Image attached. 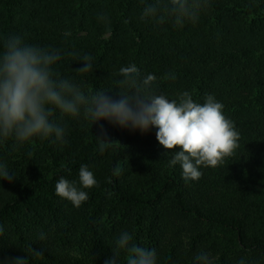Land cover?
<instances>
[{
  "label": "trees",
  "instance_id": "trees-1",
  "mask_svg": "<svg viewBox=\"0 0 264 264\" xmlns=\"http://www.w3.org/2000/svg\"><path fill=\"white\" fill-rule=\"evenodd\" d=\"M152 2L0 0V52L11 35L58 49L54 68L63 78L85 93L110 90L113 99L119 69L130 64L141 77L155 75L154 90L169 99L188 91L202 104L212 94L240 133L235 155L185 182L181 167L169 166L174 152L158 143L157 129L92 125L57 112L66 143L34 138L12 151L11 140L0 142V162L15 174L11 183L0 179V264H105L123 231L155 248L157 264H194L201 250L214 264H264V0H209L199 20L182 28L142 21ZM101 14L110 23L99 21ZM85 54L92 71L79 73ZM97 137L118 142L101 153ZM81 165L98 186L86 189L89 199L76 208L55 194V184L63 176L79 186ZM117 264H126L125 253Z\"/></svg>",
  "mask_w": 264,
  "mask_h": 264
},
{
  "label": "clouds",
  "instance_id": "clouds-1",
  "mask_svg": "<svg viewBox=\"0 0 264 264\" xmlns=\"http://www.w3.org/2000/svg\"><path fill=\"white\" fill-rule=\"evenodd\" d=\"M209 6V0H153L145 4L140 19L156 26L170 20L174 26L182 28L186 22L195 24ZM98 20L110 23L103 14L98 16ZM124 22L128 23L127 20ZM78 59L83 61V67L75 69L77 72L92 71L90 55L85 54ZM60 60V50L25 43L21 35H11L3 41V51L0 52V142L11 140L12 151L19 150L34 138L66 143L65 127L54 118L57 112L61 119L65 116L74 119L82 117L91 121L92 125L107 120L121 128L141 133L157 129L158 143L165 150L174 152L168 161L169 166L179 165L185 182L199 180L201 167L223 165L239 148L240 133L234 122L224 114V105L212 94H207L202 104L194 101L188 91L169 99L154 90L157 77L153 74L141 77L135 64L119 69L121 79L116 82L119 99L106 95L110 90L85 93L55 70L54 66ZM169 77L175 79L173 74L166 76ZM97 139L101 153L118 142L101 137ZM28 155L31 157L32 153L28 152ZM10 172L7 164L0 162V179L11 183L15 174L11 172L13 175H10ZM121 172L122 168L117 164L113 175L118 176ZM78 175L79 186L77 181L63 176L55 184V194L76 208L89 199L86 189L98 186L94 173L87 165L80 166ZM108 195L110 197L112 193ZM3 231L0 225V236ZM39 239H45L43 232ZM111 249L113 256L105 264H117L122 252L126 254V264H157L156 249L138 246L127 231L119 234ZM28 252L41 257V253L32 247ZM193 262L214 264L209 253L203 250L194 255ZM12 264L28 262L16 258ZM238 264H245V260L242 258Z\"/></svg>",
  "mask_w": 264,
  "mask_h": 264
}]
</instances>
